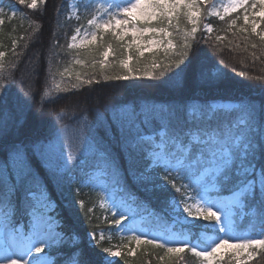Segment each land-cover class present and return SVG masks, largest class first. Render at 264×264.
<instances>
[{"label":"snow or ice","instance_id":"obj_1","mask_svg":"<svg viewBox=\"0 0 264 264\" xmlns=\"http://www.w3.org/2000/svg\"><path fill=\"white\" fill-rule=\"evenodd\" d=\"M26 6L36 9L37 0ZM74 10L87 24L74 28L67 48L76 65L84 66L87 56L98 72L83 79L76 72L75 82L69 79L67 88L56 83L53 91L147 79L159 81L150 87L167 89L169 98L113 105L107 115L96 110L91 118L85 109L43 131L33 108L42 115L64 97L45 103L51 92L40 96L42 73L34 68L13 98L15 73L5 74L0 51V264H116L109 257L121 251L99 247L94 235L68 229L53 215L54 194L73 184L107 193L116 230L130 222V239L162 249L165 264L184 259L182 253L198 264H264V99L216 102L207 94L229 85L218 66L200 59L202 45L225 39L212 36V19H218L225 33L242 40L244 52L251 49L253 66L264 60V0H80ZM16 15L11 0L7 8L0 0V25ZM58 40L50 45L54 60ZM11 48L22 60L16 41ZM66 74L71 69L59 73ZM237 75L258 81L264 92V74ZM155 193L171 196V215L148 207ZM138 214L160 223L171 219L165 231L172 235L148 237L138 230ZM244 221L250 227L241 233ZM184 229L212 235L180 239ZM135 254V248L123 253Z\"/></svg>","mask_w":264,"mask_h":264},{"label":"trees","instance_id":"obj_2","mask_svg":"<svg viewBox=\"0 0 264 264\" xmlns=\"http://www.w3.org/2000/svg\"><path fill=\"white\" fill-rule=\"evenodd\" d=\"M70 1L48 0L47 5L39 2L37 8L33 10L27 7H20L17 4V0H11L17 15L11 19L6 17L4 25H0V51L6 53L3 61L5 74L15 73L16 83L13 84L11 90L13 98L17 94V89L28 86L27 73L34 68L42 73L39 78V84L41 85L40 96H43L53 82L59 83L62 88H67L69 79L75 82L76 72L82 73V79L86 78L92 71L98 72V68L93 70L87 65L89 59L87 56L81 57L85 61L84 66L76 65L74 63L76 58L74 50L67 48L74 28L78 24L86 26L87 23V19L84 17L79 20L68 19L70 17L68 9ZM3 2L7 8L8 0H3ZM211 26L214 29L213 37L220 35L225 37V39L222 42L214 43L212 47L202 45L203 54L200 59L201 62L209 63L210 61L212 65L218 66L224 81L229 87L209 92L207 95L217 98L216 101L235 103H238L240 98L250 97L257 102L264 99V92L261 91L258 81L237 75L241 71L247 72L251 76L264 74V60L257 62L253 66L250 59L251 49L247 53L244 52L242 40L235 39L230 32L225 33L222 30L224 25L218 19H212ZM54 36L59 37L56 42L60 45V47L54 49L55 53L58 54L55 60L53 59V50H50V45L54 43ZM12 41H16L18 44L17 52L23 55L22 60L20 56L12 54ZM229 41H232V43L229 44ZM236 44H239L240 47L237 48ZM37 57L39 58V63L36 62ZM18 67L19 71H17ZM65 68L71 69L72 74L70 77L67 74L64 77L59 75ZM53 76H55V79H53ZM21 80L24 81L23 84L20 83ZM154 83H159V81L139 79L126 82H102L101 84L84 85L76 89H69L66 92H57L52 98L45 97L44 102L48 103V101L57 97H64L59 104L45 107L42 115L35 107L33 108L36 118L35 126L47 131L53 120L62 126L63 123H69L70 118L74 114L79 115L81 112H85V109H87L85 114L91 118L92 113L96 110L107 115L108 110L113 105H120L126 102L140 103L145 100H167L169 91L165 88L150 87ZM100 194L101 192L98 190H81L75 184L66 186L62 193L58 191L53 196L58 205L53 215L59 214L68 229H74L81 234L87 232L96 235L100 230L112 228L111 225H108V221L103 218L104 210L98 204L97 200L101 196ZM148 199L150 200L148 207L158 215L162 216L164 211H168L171 200L169 194L155 193ZM81 204L83 207H81ZM85 208L92 210L91 215L85 212ZM165 224H169L168 221H165ZM249 227L248 221H244L241 225L243 230ZM256 229H259V227L252 228L251 233L256 231ZM202 232H204L203 229H200V231L193 229L190 233L191 238L198 236ZM95 243L99 247L110 249L112 247L107 240L97 239ZM134 248L136 249L134 256L123 255V253L128 252V250H123L122 256L114 260L116 264H165L160 259L164 255L162 249L146 244L135 245ZM181 256L184 259L177 257L172 264H198L195 258L191 256V253H182ZM252 264H255V262H252Z\"/></svg>","mask_w":264,"mask_h":264},{"label":"rangeland","instance_id":"obj_3","mask_svg":"<svg viewBox=\"0 0 264 264\" xmlns=\"http://www.w3.org/2000/svg\"><path fill=\"white\" fill-rule=\"evenodd\" d=\"M18 1V0H17ZM31 0H25V4H20L19 2H17V4L20 6V7H27V3H30ZM80 0H71L70 3H69V6H68V9H69V16L74 18V5H77L79 4ZM221 2H224L226 3L227 0H221ZM39 3V0H37V4ZM17 8V7H16ZM77 20V19H76ZM87 24V23H86ZM55 82H53L49 88L47 89L46 92H51V96L49 98H52L53 95L57 92L53 91L55 89ZM48 98V99H49ZM218 103H224V104H235L234 102H229V101H216ZM83 189H90L92 191H95L97 189L95 188H88V187H85ZM99 191V190H98ZM101 192V196L98 198V204L103 208L104 210V215H103V218L108 221V225L112 226V228H106V229H103V230H100L96 235L92 234L95 236V240H107L111 243L112 247H111V250L113 251H123V250H129V248H134V246L136 245L135 244V241L134 240H131L130 237L132 235H134L133 232L129 231L130 227H131V223L130 222H126L124 227L120 230H116L114 224H113V220L112 219V215H111V212L109 211H106V209L109 207V204H108V201H107V193H105L104 191H100ZM171 200L169 202V214L171 215ZM141 215L143 214H138L137 217H136V223L138 225H143V227L139 228L138 230L141 231L142 233H146L148 237L150 238H155L157 241L160 240L161 236H171L172 233L171 232H167L165 231V229L167 227H170L173 225V221L171 219H168V223L169 224H165L163 225V223H160V222H156L155 220V217H148L144 220H141ZM199 223V222H197ZM259 229H256V231L254 232H250L251 235H256L258 233ZM184 232V235L183 236H180L179 238L180 239H185V238H191V234L188 232L187 229H184L183 230ZM243 232V228H241V233ZM204 235H212V233L210 232H202ZM241 233H238V234H241ZM201 233H199L200 235ZM142 238L143 235H142ZM201 247H203V245H201ZM117 257L115 258H111L109 257V259H112V260H115Z\"/></svg>","mask_w":264,"mask_h":264}]
</instances>
